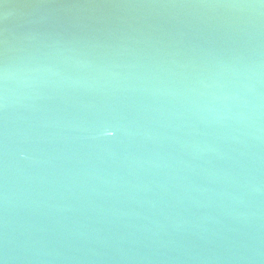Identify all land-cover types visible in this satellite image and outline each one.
Wrapping results in <instances>:
<instances>
[{
	"label": "water",
	"instance_id": "obj_1",
	"mask_svg": "<svg viewBox=\"0 0 264 264\" xmlns=\"http://www.w3.org/2000/svg\"><path fill=\"white\" fill-rule=\"evenodd\" d=\"M0 262L264 264V3L0 0Z\"/></svg>",
	"mask_w": 264,
	"mask_h": 264
},
{
	"label": "clouds",
	"instance_id": "obj_2",
	"mask_svg": "<svg viewBox=\"0 0 264 264\" xmlns=\"http://www.w3.org/2000/svg\"><path fill=\"white\" fill-rule=\"evenodd\" d=\"M5 79H7V73L5 72ZM0 264H2V262H0Z\"/></svg>",
	"mask_w": 264,
	"mask_h": 264
},
{
	"label": "snow or ice",
	"instance_id": "obj_3",
	"mask_svg": "<svg viewBox=\"0 0 264 264\" xmlns=\"http://www.w3.org/2000/svg\"><path fill=\"white\" fill-rule=\"evenodd\" d=\"M262 3H264V0H261Z\"/></svg>",
	"mask_w": 264,
	"mask_h": 264
}]
</instances>
